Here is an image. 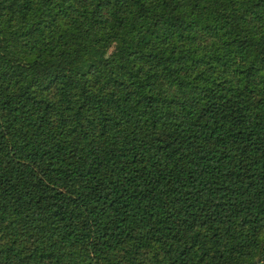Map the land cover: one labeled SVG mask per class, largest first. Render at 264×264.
I'll use <instances>...</instances> for the list:
<instances>
[{
  "label": "trees",
  "instance_id": "16d2710c",
  "mask_svg": "<svg viewBox=\"0 0 264 264\" xmlns=\"http://www.w3.org/2000/svg\"><path fill=\"white\" fill-rule=\"evenodd\" d=\"M0 264H264V0H0Z\"/></svg>",
  "mask_w": 264,
  "mask_h": 264
},
{
  "label": "rangeland",
  "instance_id": "374dc122",
  "mask_svg": "<svg viewBox=\"0 0 264 264\" xmlns=\"http://www.w3.org/2000/svg\"><path fill=\"white\" fill-rule=\"evenodd\" d=\"M117 49H118V45L115 43V44H113V45L111 46V48H110V52H111V53H114V52L117 51Z\"/></svg>",
  "mask_w": 264,
  "mask_h": 264
}]
</instances>
